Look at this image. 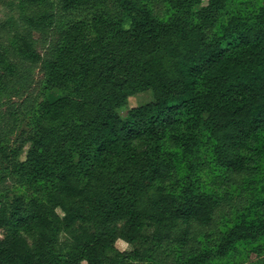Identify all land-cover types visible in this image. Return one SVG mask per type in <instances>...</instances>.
<instances>
[{
	"label": "trees",
	"instance_id": "16d2710c",
	"mask_svg": "<svg viewBox=\"0 0 264 264\" xmlns=\"http://www.w3.org/2000/svg\"><path fill=\"white\" fill-rule=\"evenodd\" d=\"M38 1L22 4L32 9ZM203 1L170 0L172 12L162 20L137 0H115L120 8L113 16L100 10L90 16L88 0H61L49 18L59 36L43 68L47 92L41 99L29 94L23 104L32 125H48L29 154L40 165L56 160L68 167L51 180L46 202L32 199L23 207L16 198L12 208L0 204V228L8 231L0 238V264H130L132 259L205 264L212 253H226L245 230L264 228L263 223L238 224L221 238L205 232L203 243L210 246L205 249L197 232L214 223L217 197L192 183L181 196L164 192L163 186L150 194L173 176L156 158L166 136L182 140L184 125L201 120L216 142L215 163L232 173L253 169L251 143L258 131L264 133V0L250 24L225 35L216 31L223 2L208 0L204 6ZM30 19L36 29L45 21ZM5 71L13 74L15 66ZM145 91L153 99L129 106L130 96ZM80 119L88 130V150H80V162L74 164L76 152L67 156L65 149L75 146L74 139L57 131L67 127L75 133ZM115 160L118 172L130 177L121 186L103 180ZM87 204L96 207L91 232L80 227ZM149 226L156 241L150 251L139 245ZM62 231L72 234L66 251L56 248ZM24 233H35L33 245ZM118 238L132 249L119 251ZM167 241L191 244V252L179 262L176 252L162 250Z\"/></svg>",
	"mask_w": 264,
	"mask_h": 264
},
{
	"label": "rangeland",
	"instance_id": "374dc122",
	"mask_svg": "<svg viewBox=\"0 0 264 264\" xmlns=\"http://www.w3.org/2000/svg\"><path fill=\"white\" fill-rule=\"evenodd\" d=\"M137 1L162 20L167 19L172 12L170 0ZM207 2L208 0H204L202 5H207ZM221 2L223 7L218 13L216 31L225 35L232 29L238 30L250 24L260 10L263 0H221ZM87 4L89 9L91 8L90 16L98 10L108 11L113 16L120 8V4L115 0H88ZM60 6L61 0H39L32 9H24L22 0H0V204L5 203L9 208L13 207L16 198L22 199L23 207H28L26 204L32 199L46 202L52 186L51 180L68 167L67 164H61L56 160L48 165H40L34 160V156L29 154L36 143L37 134L41 136L43 132L41 128L46 129L48 125L45 123L32 125L33 121L29 120L31 113L28 108L25 110L23 104V100L29 94L33 93L35 97L41 99V96L47 92L43 86L45 83L43 68L45 63L49 64L54 53V44L59 36L58 30L50 25L49 18ZM32 17L39 23V20L45 17L40 29L32 27L29 22ZM8 65L15 66L13 74L5 71ZM151 99H153L151 91L140 92L129 97V106H137ZM81 124H84L83 119L76 121V130L73 134L70 132L72 128L67 127L57 131L62 136L68 135V138L74 139L72 142L75 146L65 148L67 156L73 157V152H76L75 160L78 161H74V164L80 162L82 151L88 150L84 139L88 130ZM181 133V141H175L169 135L162 141L159 158L156 160L170 167L173 176L165 182L157 183L150 189V194L159 191L158 188L163 186L164 192L181 196L188 184L192 183L196 184L195 188L215 195L220 201V207L214 223L204 229L199 228L198 240L202 243L205 237H208L205 232L212 235L215 232L216 237H214L221 238V232L223 236V231H228L238 224H264L263 131H258L255 141L251 143L250 156L254 157V167L250 172L242 173L228 172L215 163L213 148L216 142L210 129L201 120L197 124L189 123L187 128L184 125ZM76 134L80 136L78 140L74 137ZM70 139L62 140L61 143L70 142ZM39 144L42 145L41 142ZM70 148H73V151ZM80 150L82 151L79 155ZM118 166L119 160H115L109 171L104 173L106 175L103 180L113 179L119 186L123 182H130V177L118 172ZM74 170L78 173V168ZM82 182H85V179ZM96 183L101 186L98 181H95ZM139 191L144 198L143 190ZM99 204L101 205L102 202ZM82 207L86 219L80 227L90 232L95 231L96 211L93 209L95 206L87 204ZM118 225L121 227L123 221H118ZM154 229L152 226L146 228L144 237L139 243L141 249L150 251L151 247L154 248L156 243ZM178 230L175 231L178 233ZM244 232L245 236L229 246L226 253L222 255L212 253L211 260L205 264H264V228ZM7 233L6 228H0V238ZM24 235L31 245L35 243V233H24ZM217 240L220 239H214ZM207 242L203 243L205 249L210 248ZM72 243V234L62 231L56 248L66 251ZM216 245L213 251L216 250ZM115 246L122 252L132 249L131 245L122 238L117 239ZM190 246L191 244H187L183 247L177 242L167 241L162 250L176 252L172 254L175 257L179 256L178 261L181 262L183 254L188 255L191 252ZM129 262L146 264L149 260L132 259ZM80 264L88 263L82 261Z\"/></svg>",
	"mask_w": 264,
	"mask_h": 264
}]
</instances>
